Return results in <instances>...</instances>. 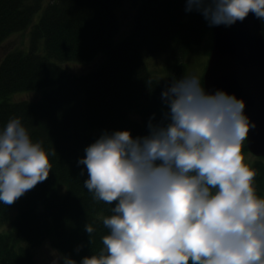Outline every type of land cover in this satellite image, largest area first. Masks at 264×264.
Listing matches in <instances>:
<instances>
[{
    "label": "trees",
    "instance_id": "1",
    "mask_svg": "<svg viewBox=\"0 0 264 264\" xmlns=\"http://www.w3.org/2000/svg\"><path fill=\"white\" fill-rule=\"evenodd\" d=\"M124 1L51 0L42 8V0H0V46L32 27L28 48L13 49L0 61V128L20 117L34 141L57 153L46 181L12 205L0 203V264H36L35 249L44 242L76 261L99 251L111 206L84 187L88 175L80 174L85 166L78 160L105 130L146 135L153 114L161 118L165 85L187 75L189 54L213 39L214 26L186 11L185 0H131L132 29L118 39L117 10ZM262 31L264 36V22ZM146 56L163 59V79L152 74ZM96 59L86 74L73 71ZM25 92L41 95L13 100ZM253 165L262 197L264 159ZM86 223L94 228L91 243Z\"/></svg>",
    "mask_w": 264,
    "mask_h": 264
},
{
    "label": "clouds",
    "instance_id": "2",
    "mask_svg": "<svg viewBox=\"0 0 264 264\" xmlns=\"http://www.w3.org/2000/svg\"><path fill=\"white\" fill-rule=\"evenodd\" d=\"M209 26H231L249 14L264 22V0H185ZM162 113L148 133L105 130L78 160L95 201L111 206L98 252L63 264H264V197L243 151L255 127L245 102L205 90L198 74L173 78ZM43 140L22 118L0 128V203L14 204L52 172ZM84 230L91 243L94 228ZM82 246L76 249L81 251ZM57 264V260L53 261Z\"/></svg>",
    "mask_w": 264,
    "mask_h": 264
},
{
    "label": "water",
    "instance_id": "3",
    "mask_svg": "<svg viewBox=\"0 0 264 264\" xmlns=\"http://www.w3.org/2000/svg\"><path fill=\"white\" fill-rule=\"evenodd\" d=\"M213 46L203 85L207 92L222 90L245 102L244 112L255 125L249 132L252 155L264 158V38L254 14L231 26L213 27Z\"/></svg>",
    "mask_w": 264,
    "mask_h": 264
},
{
    "label": "rangeland",
    "instance_id": "4",
    "mask_svg": "<svg viewBox=\"0 0 264 264\" xmlns=\"http://www.w3.org/2000/svg\"><path fill=\"white\" fill-rule=\"evenodd\" d=\"M43 5L42 8L46 6V4L50 3L51 0H42ZM43 10V9H42ZM43 11H40L39 14H37L34 18V23L40 18ZM134 13L135 8L132 6L131 0H126L123 2V4L119 7L117 10V16L120 18V31L118 33L117 38L122 39L124 38L132 29V23L134 20ZM32 27H30L31 29ZM30 29L26 31H22V33H16L13 34L10 38H8L5 42L2 43V46H0V61L3 60V58L9 53L10 51H13V49H27L29 46V38H30ZM212 47V41L211 39L207 38L206 41L203 43L202 46L197 47L193 52H191L189 57L187 58L186 65L188 66V74H198L202 79L204 77V73L207 68V63L210 57V51ZM146 64L149 66L150 71L152 74L160 79H163L159 75L157 76V73H159L161 76L164 75L165 70L163 67L162 70V63L163 59L160 57L157 58H149L146 59ZM99 60H95L94 62H91L89 64L76 66L73 71H76L78 74H86L90 70H93L98 65ZM69 68V66L67 67ZM164 71V73H163ZM40 92L30 93H18L15 95L13 100L20 101L25 99H36L38 96H40ZM246 142L244 144V148L246 151H244L246 156V162L250 163L251 166H253L254 162L256 160H259L261 158L256 157L255 155H252L247 149ZM61 257V253L56 250L54 247H51L49 242H44L43 245L40 246L38 250L35 251V258H36V264H53V261L56 259L57 264H63V260L58 259Z\"/></svg>",
    "mask_w": 264,
    "mask_h": 264
},
{
    "label": "bare ground",
    "instance_id": "5",
    "mask_svg": "<svg viewBox=\"0 0 264 264\" xmlns=\"http://www.w3.org/2000/svg\"><path fill=\"white\" fill-rule=\"evenodd\" d=\"M16 34V33H15ZM263 38H264V36H263ZM213 43V42H212ZM213 45V44H212ZM211 55V54H210ZM147 57H149V58H154V57H150V56H146V57H143L144 58V60L146 61V59H147ZM210 58V57H209ZM209 61V60H208ZM146 63V62H145ZM146 65H148V63L146 64ZM207 65H208V63H207ZM148 68H149V66H148ZM207 68H208V66H207ZM207 68H206V70H207ZM162 70H163V63H162ZM163 73H164V71H163ZM160 76V77H164V75L163 76H161L159 73H157V76ZM247 148H248V145H247ZM243 151H246L245 150V148L243 149ZM248 151H249V149H248ZM250 152V151H249ZM251 153V152H250ZM252 154V153H251ZM254 166V165H253ZM252 166V167H253ZM262 197H264V194H263V196ZM51 245V244H50ZM51 247H54V246H52L51 245ZM40 248V247H39ZM39 248H37V249H35V251L36 250H38ZM56 250H58L56 247H54ZM59 251V250H58ZM60 252V251H59ZM61 253V252H60ZM61 256H62V254H61Z\"/></svg>",
    "mask_w": 264,
    "mask_h": 264
}]
</instances>
